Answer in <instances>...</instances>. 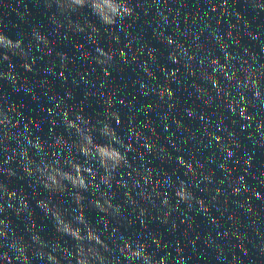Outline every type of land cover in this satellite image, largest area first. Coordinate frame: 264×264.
Masks as SVG:
<instances>
[{
  "label": "water",
  "instance_id": "obj_1",
  "mask_svg": "<svg viewBox=\"0 0 264 264\" xmlns=\"http://www.w3.org/2000/svg\"><path fill=\"white\" fill-rule=\"evenodd\" d=\"M191 1L264 42V0Z\"/></svg>",
  "mask_w": 264,
  "mask_h": 264
},
{
  "label": "clouds",
  "instance_id": "obj_2",
  "mask_svg": "<svg viewBox=\"0 0 264 264\" xmlns=\"http://www.w3.org/2000/svg\"><path fill=\"white\" fill-rule=\"evenodd\" d=\"M76 2L77 3H81L82 0H76ZM122 3H123V7L122 8H120V7L113 8L112 11H113L114 14L119 16V18H120V20L122 22H125L126 19L131 18L133 16L134 9H133V7L129 6V4L127 2H125V0H122ZM106 20H107V18H106ZM107 22L108 23H114L115 21L107 20ZM172 42H173L172 39L169 38L168 39V43L171 44ZM180 47H182V46H180ZM184 54L187 55V49H184ZM121 55H123V53H121ZM170 59H171V57H170ZM142 87H143V85H142ZM165 92L167 93V96L169 98H171L173 96V91H172V89L170 87H166L165 90L160 93V95L163 96L165 94ZM232 156H233V152L232 151H227V157L231 158ZM177 159H178L180 164L183 163L182 156L178 157ZM189 167H191V165H189ZM221 167H223V164L221 165ZM193 174H195V173L193 172ZM243 181H244V176L239 177V182L243 183ZM184 185H185L184 182H181L180 185H179L180 188H181V191H176L175 194H176V196L180 197L181 201L188 202L189 206L191 207V200L194 199V197H193V194L189 191V189L185 188ZM234 191L239 193L240 189L237 188V189H234ZM183 192H187L188 195L187 196L182 195ZM256 195H257V197H259V193H256ZM164 203L167 205V200H165ZM196 203L199 204L201 209H204L205 211H207V207L205 205L204 200L199 199V200L196 201ZM251 210L252 209L249 208V211H251ZM5 239H7V236H5ZM155 242L156 241H154V243ZM12 247H15V245H12ZM18 251L23 252L22 249H18ZM122 252H123V250H122ZM45 254L48 257V259L46 260L47 262L48 261H52V260L55 259L56 260V264H63V262L65 260L64 256L61 253H59V252L55 253V257L53 256L51 251H48ZM135 255L137 257H140V253L139 252H136ZM74 258H75V264H78L77 258L76 257H74ZM143 259L147 262V264H166V259L167 258L166 257H160L159 259H157L156 257L153 256L149 260L148 255H145ZM24 260L26 262H28V254H24ZM33 260H35V257H33ZM41 261H44L43 258H41ZM29 264H30V262H29ZM138 264H139V262H138Z\"/></svg>",
  "mask_w": 264,
  "mask_h": 264
}]
</instances>
